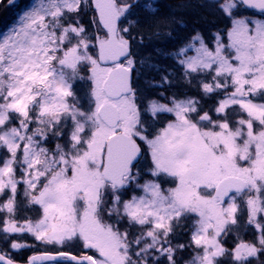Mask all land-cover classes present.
<instances>
[{
  "label": "snow or ice",
  "instance_id": "snow-or-ice-1",
  "mask_svg": "<svg viewBox=\"0 0 264 264\" xmlns=\"http://www.w3.org/2000/svg\"><path fill=\"white\" fill-rule=\"evenodd\" d=\"M210 2L223 27L155 49L197 95L167 94L175 69L137 59L146 33L185 26L154 0L143 25L139 0H36L0 33V264L35 247L24 235L44 250L23 264H180L189 249L183 264H264V0ZM142 71L165 91L135 86Z\"/></svg>",
  "mask_w": 264,
  "mask_h": 264
},
{
  "label": "trees",
  "instance_id": "trees-1",
  "mask_svg": "<svg viewBox=\"0 0 264 264\" xmlns=\"http://www.w3.org/2000/svg\"><path fill=\"white\" fill-rule=\"evenodd\" d=\"M8 1L9 0H0V32L6 27L7 23L11 22L13 19V14L10 11L11 8ZM23 2V0H17L11 5L18 4V6H20ZM154 3L159 9L156 13L157 18L160 16H167L175 18L176 20H183L185 26L181 27L178 24H173L170 29H166V31L170 30L172 32L171 37L162 36L159 39H153L151 42H148L146 33L145 43L143 45H137L134 43V49L138 52L137 59L151 54L154 61L166 68H173L177 70L175 63L171 58H165L163 55H157L155 49H161L163 52H170L183 42L186 37L193 32V30H200L207 38H209V33L215 31L219 27H223L226 23V20L216 9L215 4L211 3L210 0H154ZM91 15L92 13H89V15L84 18L85 23H88ZM132 15L134 18H138L142 25L153 19L152 14L147 12L144 6L136 5L133 9ZM133 34L137 36L139 35V33L135 31ZM159 75V73L153 71H142L140 78L135 81V86L146 89L152 93V91L157 89H149L145 81L153 77L159 80ZM175 75L177 76L174 78L176 81L174 85L177 87L174 86V88L178 90V88L181 87V83L177 80V77H179L178 74L175 73ZM81 86L83 87L85 85L81 84ZM239 232L244 239H253L251 229H249L247 233H245L243 229H240ZM235 239L234 230V233L230 234L226 238L225 247L231 249L235 243ZM33 245H35L33 252L44 250L37 243ZM3 247L7 248L6 245H3ZM78 249L79 248L76 246L75 248H70L69 250L66 248L62 250L76 253ZM29 253L30 252L25 251L14 258L21 262ZM259 260L264 262V255H261ZM220 264H230V259L228 257H223L220 259ZM251 264H259V262L255 258H251Z\"/></svg>",
  "mask_w": 264,
  "mask_h": 264
},
{
  "label": "rangeland",
  "instance_id": "rangeland-1",
  "mask_svg": "<svg viewBox=\"0 0 264 264\" xmlns=\"http://www.w3.org/2000/svg\"><path fill=\"white\" fill-rule=\"evenodd\" d=\"M17 0H15L14 2H16ZM24 2L20 5V6H18V4H14V5H11L10 6V11L12 12V14H13V19H12V21L11 22H8L7 23V25H6V27L0 32V33H3V32H5V31H7L16 21H17V19H18V17H19V15L24 11V10H27L29 7H31L32 6V4L34 3V2H36V0H23ZM9 2V1H8ZM13 2V3H14ZM148 2V0H139V3H137V5L138 6H144V4L145 3H147ZM247 14H250V13H247ZM206 37V36H205ZM209 38H210V33H209ZM176 68H177V70L175 69V73L176 74H178V76L179 77H177L178 79L177 80H179V83H181V87H179L178 88V90H176L175 88H174V86H176V85H174L175 83H176V81H175V79L174 78H176V76L177 75H175L174 77H173V85H172V87L171 88H168L167 89V94H171L172 92H176L177 94H183L185 91H187L188 92V94H190V95H197V92L195 91V90H193V89H191V88H189L187 85H185L184 83H182L181 82V77H180V72H181V70L176 66ZM78 86L82 89V90H84V89H86L87 88V85H85V86H81V84H78ZM177 87V86H176ZM159 91H165V89H157V90H155V91H152V93L151 94H155V93H157V92H159ZM212 103H214V100H206L205 101V107H207L209 104H212ZM168 119H171V116H168L167 117ZM165 187H168V186H170L169 184H165L164 185ZM30 215H33L34 217H35V215H36V213L35 212H33V213H30ZM243 219H245V218H242V220ZM13 239H15V240H17L18 242H20V243H28V244H35V243H37L36 241H34L33 239H32V237L31 236H28V235H24V236H14L13 237ZM188 240V236L187 235H182V236H178L177 237V242H179V243H185L186 241ZM7 246V245H6ZM77 246V248H79L80 246L77 244V245H75V246H70V247H66V249L67 250H69L70 248H75ZM37 247H39V246H37ZM47 250H49V251H56V249H52V248H49V249H47ZM62 250V249H61ZM25 251H28V252H30L28 255H30V254H33L34 252V248H30V249H24V250H22V251H20V252H18V253H16V252H13L12 253V255H13V257H17V256H19L22 252H25ZM36 252V251H35ZM27 255V256H28ZM193 255V253H192V251H191V249H189V250H186L185 252H182V253H180L179 254V256L181 257V260H180V264H183V261H185V260H188V259H190L191 258V256ZM26 256V257H27ZM25 257V258H26ZM24 258V259H25ZM221 259V258H220Z\"/></svg>",
  "mask_w": 264,
  "mask_h": 264
},
{
  "label": "water",
  "instance_id": "water-1",
  "mask_svg": "<svg viewBox=\"0 0 264 264\" xmlns=\"http://www.w3.org/2000/svg\"><path fill=\"white\" fill-rule=\"evenodd\" d=\"M31 255H32V254H30L29 256H31ZM29 256H27L26 259H27ZM26 259H25V260H26ZM25 260H24V261H25ZM20 264H23V262H20Z\"/></svg>",
  "mask_w": 264,
  "mask_h": 264
}]
</instances>
